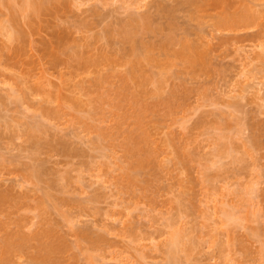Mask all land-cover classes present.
Here are the masks:
<instances>
[{"label":"rangeland","instance_id":"1","mask_svg":"<svg viewBox=\"0 0 264 264\" xmlns=\"http://www.w3.org/2000/svg\"><path fill=\"white\" fill-rule=\"evenodd\" d=\"M0 264H264V0H0Z\"/></svg>","mask_w":264,"mask_h":264},{"label":"bare ground","instance_id":"2","mask_svg":"<svg viewBox=\"0 0 264 264\" xmlns=\"http://www.w3.org/2000/svg\"><path fill=\"white\" fill-rule=\"evenodd\" d=\"M249 3H250V2H249ZM245 8H246V7H245ZM246 9H247V8H246ZM252 10H253V9H252ZM258 10H259V9H258ZM248 11H249V10H248ZM248 16H251V15L248 14ZM257 16H258V15H257ZM225 19H226V20L228 19L227 21H230L229 18H225ZM225 19H224V21H222L223 23H224V22L227 23V22L225 21ZM236 19H237V18H236ZM238 19H239V16H238ZM251 19H252V18H251ZM232 20H233V18H232ZM237 21H238V20H237ZM219 22H221V21H219ZM222 22H221V23H222ZM230 22L232 23V21H230ZM221 23H220V24H221ZM225 23H224V26H225ZM227 24H228V23H227ZM12 249H13V248H12ZM10 250H11V249H10ZM15 250H17V247L14 246V251H15ZM12 251H13V250H12Z\"/></svg>","mask_w":264,"mask_h":264}]
</instances>
